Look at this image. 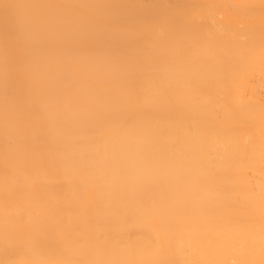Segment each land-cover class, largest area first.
Returning <instances> with one entry per match:
<instances>
[{"label":"bare ground","instance_id":"bare-ground-1","mask_svg":"<svg viewBox=\"0 0 264 264\" xmlns=\"http://www.w3.org/2000/svg\"><path fill=\"white\" fill-rule=\"evenodd\" d=\"M4 2L36 23L6 52L0 9V264H261L262 0Z\"/></svg>","mask_w":264,"mask_h":264},{"label":"snow or ice","instance_id":"snow-or-ice-1","mask_svg":"<svg viewBox=\"0 0 264 264\" xmlns=\"http://www.w3.org/2000/svg\"><path fill=\"white\" fill-rule=\"evenodd\" d=\"M262 5H264V0H262ZM33 7L32 5L19 4V3H9L4 2L0 4V9L3 10L4 15V34L3 40L5 44L6 52L12 50L13 48H18L22 45L24 33L27 31L29 25L36 23V21L24 14L21 10ZM115 7H125V6H115ZM93 23L101 26L104 29H110L111 27L118 25L119 21L113 17L101 18L99 20L93 21ZM99 42L106 45H119L124 43V39L121 37L112 36L108 31H102L98 37ZM11 88L6 84V92H10ZM43 90L37 87V95H43ZM34 107L37 110L40 108L39 103H34ZM119 116V113L115 111H102L98 114V118L101 120H115ZM191 127L189 131H191ZM42 134L46 136V130H42ZM21 230L27 231V229L21 223ZM75 232V226H69L66 231V235L69 237V242L72 244H78L80 241L78 239H72V234ZM36 241H34L35 243ZM261 252L264 254V227L261 231ZM221 247H224L221 243ZM243 243L241 248H243ZM40 264H52V262H40ZM59 264H79V262L68 261V262H59ZM190 264H199L198 261L190 262ZM214 264H249L248 261H237V260H218ZM261 264H264V260L261 261Z\"/></svg>","mask_w":264,"mask_h":264}]
</instances>
